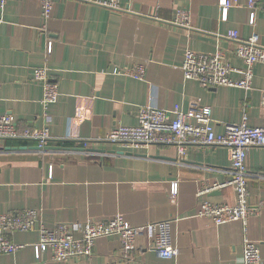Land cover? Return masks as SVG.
<instances>
[{"label":"crops","instance_id":"crops-1","mask_svg":"<svg viewBox=\"0 0 264 264\" xmlns=\"http://www.w3.org/2000/svg\"><path fill=\"white\" fill-rule=\"evenodd\" d=\"M106 1L52 0L49 21L40 15L39 0H6L0 8V114L10 116L20 131L47 126L52 136L44 153L34 150V142L0 141V214L36 210L47 229L115 217L137 229L170 222L178 255L161 259L147 232L139 231L128 261L120 240L109 237L95 242L88 260L57 263L47 253L38 262V233L26 232L12 235L24 249L0 254V264H242L241 224L215 225L195 217L204 201L235 202L226 185L231 172L225 148H198L179 157L171 147L125 152L106 143L84 149L82 142L136 125L141 106L182 111L207 106L216 133L225 124H239L243 113L250 127L263 126L264 64L253 67L248 92L205 88L185 80L180 67L186 50L221 51L233 68L243 70L226 36L235 31L246 39L256 33L264 47V0H254L253 26L250 0H226L225 16L220 0H120V12L101 4ZM179 11L188 14V26L175 24ZM133 66L144 69L142 79L125 74ZM41 67L59 88L48 119L40 104L42 88L32 80L33 70ZM246 169L250 203L259 206L249 219L248 236L264 264V147L248 151ZM213 184L223 187L196 197Z\"/></svg>","mask_w":264,"mask_h":264},{"label":"built area","instance_id":"built-area-1","mask_svg":"<svg viewBox=\"0 0 264 264\" xmlns=\"http://www.w3.org/2000/svg\"><path fill=\"white\" fill-rule=\"evenodd\" d=\"M120 0H108L101 3L106 8L120 12ZM254 0H250L248 24L254 25ZM6 0H0V8H4ZM40 15L49 21L53 9L52 0H39ZM219 6L227 11L228 3L220 0ZM225 18V17H224ZM0 19V25L2 24ZM175 24L188 26V14L177 12ZM234 44L233 55L245 68L237 70L227 61L223 52L213 55L186 50L180 67L185 80L199 82L205 88L230 87L248 92L252 88L253 67L264 64V47L259 44L258 35L251 34L246 39L240 38L235 31L226 36ZM52 51L48 44L47 54ZM240 74L241 79L234 80L232 75ZM125 74L138 79L144 77L141 66H133L125 70ZM32 80L42 88L41 106L43 117L48 119L51 106L59 98L58 85L49 76L45 67L36 68L32 72ZM211 109L200 104L193 105L187 111L172 107L169 109L141 106L134 126H117L104 138L97 141L82 142L83 148L96 143L117 146L125 152H137L150 147H171L176 149L179 157H184L190 150L198 148H225L228 152L231 180L226 184L232 187L235 194L233 205H216L204 201L195 214L215 225L228 222H239L243 230L242 264H262L257 244L248 236L249 219L255 215L256 209L250 203L248 190L249 174L246 169L248 151L252 148L264 147V125L250 127L247 115L243 113L239 124H225L221 133H216L211 118ZM52 139L47 126L18 130L10 116L0 114V141H30L36 143L38 152L44 153L47 143ZM223 186L213 184L196 193V197L207 195ZM177 194V185H173L171 195ZM139 231H146L151 241V249L163 260H174L178 251L172 244L170 222L148 223L142 228L127 225L121 218L115 217L103 222L86 221L83 224H57L47 229L41 222L40 213L36 210L9 212L0 214V254H14L24 245L12 241L15 233L37 232L38 242L34 245L35 258L41 262L45 254L50 255L52 262L62 263L70 259H90L94 254L95 242L99 239L117 237L121 243V256L131 259L136 250V237Z\"/></svg>","mask_w":264,"mask_h":264},{"label":"water","instance_id":"water-1","mask_svg":"<svg viewBox=\"0 0 264 264\" xmlns=\"http://www.w3.org/2000/svg\"><path fill=\"white\" fill-rule=\"evenodd\" d=\"M22 149L24 150V149H26V148H22ZM34 150H35L36 152H38V151H39L37 147H36V148H34ZM47 150H50V148H47V147H46V148H45V151H47ZM90 151H91V150H90Z\"/></svg>","mask_w":264,"mask_h":264}]
</instances>
